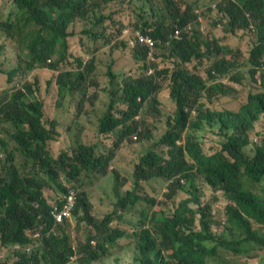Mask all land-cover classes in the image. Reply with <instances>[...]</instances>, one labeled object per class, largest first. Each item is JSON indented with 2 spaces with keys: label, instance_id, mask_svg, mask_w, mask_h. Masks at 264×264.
Returning <instances> with one entry per match:
<instances>
[{
  "label": "trees",
  "instance_id": "trees-1",
  "mask_svg": "<svg viewBox=\"0 0 264 264\" xmlns=\"http://www.w3.org/2000/svg\"><path fill=\"white\" fill-rule=\"evenodd\" d=\"M124 1L0 0V38L20 50L17 56L19 63L7 72L8 86L0 95V126H12L11 140L18 144L15 149L25 156L29 165L27 170L17 168L7 142L0 139V149L6 156L5 162L0 164V248L26 246L31 243L25 235L26 230L38 224L45 228L52 226L49 211L55 204L52 198L56 190L65 191L66 184L83 190L81 175L90 176L94 169L104 173V165H109L120 148L146 143L151 135L148 112L162 114L157 108L160 104L158 95L165 90L174 117L173 124L160 139V145L166 147L167 158L155 153L152 146L148 148L134 166L132 181L136 180L135 189L125 190L124 194L134 196V203H137L141 200L136 195L139 187L137 180L156 176L171 180L167 185L166 199L172 200L181 189L180 178L192 182L195 174H199L208 187L214 192L221 191L226 198L225 218L223 221L212 220L214 225H222L220 233H216V241L209 234L212 227L208 214L210 204L201 202L193 193L192 200L179 199L168 214L154 209L141 213L142 221L137 227L142 228L133 236L135 261L138 264H208L205 259L216 256V247L237 255L242 244L253 235L246 217L264 224V201L254 193L253 188V185L259 188L264 185V132H255L259 142L252 148V158L243 151L250 143L248 134L255 130L259 121L264 120V70L258 80L260 91L250 93L237 112H202L201 99L204 96L210 98L214 93L225 94L230 90L223 84H216L214 88L208 83L226 75L236 67V63L216 56L209 68L205 66L199 70L198 65L219 52L233 53V59L238 62L240 53L223 42L222 34L214 37L209 33L203 39L195 28L190 37L170 41V46L166 48L169 56L162 51L159 46L162 43L158 40L165 42L175 27L182 28L192 23L195 19L193 9H182L175 0H134L141 4L140 12L131 8V0L125 8ZM189 1L200 3L199 0ZM3 6L12 8L4 13L1 11ZM96 9L99 12L91 21L89 14ZM218 11L226 20V26L235 32L250 34L256 41L248 57L253 78L257 68L264 64V0H224ZM88 24L90 27H87ZM99 24L102 25L100 35L106 44L111 49L130 48L129 54L140 69L131 73L122 71L125 79L120 88V100L127 108L114 115V99L110 98L101 113L94 106L98 95V81L93 73L96 58L85 37L97 39L99 35L92 28ZM125 29L131 31L130 35L123 33ZM135 32L154 39L153 63L147 61V47L130 44ZM73 46L81 47L91 59L85 62L81 56H75L71 52ZM161 52L172 66L147 75V63L156 67ZM74 64L78 68L70 70ZM35 69L61 72L52 86L55 95L45 94L41 99L38 88L27 82L29 73ZM144 70L145 75L138 74ZM106 76L112 84L115 76L110 66ZM75 93L80 95L76 99ZM108 94L114 95V92L108 91ZM66 95L71 96L66 107L57 111L56 97ZM186 109L196 110L199 120L218 124L222 140L218 142L214 154L205 155L193 138H187L183 147L175 144L187 125L189 112ZM139 114L143 130L138 133V140L133 142L130 135L137 131L135 118ZM194 125L198 126V123ZM79 128L82 133L91 136L88 140L91 143L69 146L58 155H52L51 148H62L63 142L77 134ZM102 145L108 149L102 150ZM111 173L117 175L116 170ZM191 187L194 188L192 184ZM115 199L114 214H117L123 210L124 203L119 195ZM194 205L197 212L193 209ZM195 214L201 216L199 232L191 230ZM72 215L78 224L85 225L82 236H72L68 221L56 224L54 234L41 242L31 243L29 252H15L12 264H67L73 254L74 241L84 255L81 262L89 264L116 239L126 237L122 231L109 228V216L98 221L89 215L85 192L77 195ZM87 225H91L94 232ZM235 232L240 237L237 241L232 240ZM244 234L246 238H242ZM91 240L96 245H91ZM207 242H216L217 246L209 247ZM164 251L169 254H163ZM252 251L248 244L243 247L245 254L250 255ZM216 264L234 263L220 259Z\"/></svg>",
  "mask_w": 264,
  "mask_h": 264
},
{
  "label": "rangeland",
  "instance_id": "rangeland-1",
  "mask_svg": "<svg viewBox=\"0 0 264 264\" xmlns=\"http://www.w3.org/2000/svg\"><path fill=\"white\" fill-rule=\"evenodd\" d=\"M200 3L197 4L198 10H201V17L203 20L204 27V35L207 36L209 33L214 34V37L222 34L223 42L225 44H229L232 48L235 49L236 52H239L241 55L240 61H238L237 70L241 72L239 76L240 82L233 83L228 80V77H225L223 80L230 85L235 87V91L229 96L217 97L212 103H207V107L210 110H219V111H229L236 112L239 107L246 103L247 97L250 93H256L260 91L259 83L253 81L249 76V67L247 66L246 59L248 57V51L253 44V38L251 35H245L241 32H235L231 29H225L221 24L220 20H218L214 14L206 9V6L210 3L208 0H199ZM129 0L122 2L127 8ZM131 8L138 9L141 12V4L131 0ZM178 4L181 6H186L190 3L189 0H177ZM121 3V2H120ZM12 7L3 6L1 9L2 12L6 13ZM99 10H94L89 14V18L92 21L98 14ZM127 23H125L126 25ZM220 25V26H219ZM101 24L92 28L93 32L98 34V38L94 39L92 37H85V42L89 44L91 50L94 52V56L96 58V70L93 72L98 81V95L96 97L95 108L101 113L104 110V104L108 101L109 96L108 91H113V96H119L120 88L122 87V81L125 79L122 76V71L127 73H131L134 71L139 72V65L137 62L134 63L131 55L129 54L130 48H116L111 49L110 45L106 44L105 40L101 37ZM90 27V24L87 25ZM226 30V31H225ZM129 34H127L128 36ZM161 47V46H160ZM162 51L166 52L162 47ZM20 50L14 46L11 42H6L5 40L0 38V92L5 90V86H8L6 83V75L12 68L16 67L19 63L17 56ZM75 56H81L85 62L91 59V56L87 55L86 51H83L81 47L73 46L71 51ZM167 55V54H166ZM155 60V57H154ZM152 61V63L154 62ZM110 66L111 72L114 74L115 79L111 84L109 82L108 77L106 76L107 67ZM147 66L151 69V74H153L156 70H164L166 68H170L172 63L169 59L160 53V59L157 61V66L149 65ZM205 66H208L207 61H203L198 65V69L202 70ZM78 68L77 64L71 66L70 70H75ZM44 69V68H42ZM60 71H47V70H38L35 69L31 71L28 75L27 82L33 84L32 87L38 88L40 92L41 99L44 98V95L50 94L55 95V91H52V86L55 82V78ZM139 75H145L146 70ZM17 80V79H16ZM15 80V81H16ZM16 85V84H15ZM21 86V85H20ZM16 88V87H15ZM74 96H80L78 93H75ZM58 101L57 111H63L66 107V102L68 98L71 96H65L63 98L56 97ZM160 104L158 105V109L162 111L161 115H149V120L151 124V133L153 134L151 143H154L156 140L160 138L165 130V121L167 116L171 115V108L168 103L167 92L165 90L160 91L158 95ZM166 100V101H165ZM77 103V102H76ZM100 104V105H99ZM102 104V106H101ZM75 114V112L73 113ZM95 117V116H92ZM63 126H65L62 123ZM11 129L12 126L9 124H3L0 126V138L8 143V150L12 153L14 165L21 169L27 170L29 165L26 163L25 156L20 151H15L14 147L18 146L17 143H14L11 140ZM89 129L91 127L89 126ZM141 130H143V126H141ZM209 130H216L202 127L200 131L191 130L193 134L197 136L198 139H201L202 146L205 151L212 152L215 151L218 146V141L220 140L215 133L210 132ZM80 129L77 134L71 137L66 142H63L64 145L61 148L60 146H54L51 148L52 155L59 154L63 150H65L69 146H76L77 144H81L83 142H88L90 139V135H85L81 132ZM256 131L264 132V120L259 121L256 124V128L254 131H251L248 134V140L251 141V144L245 148L246 152L251 155L252 143H258L259 138L255 134ZM91 140L86 144H90ZM107 145V144H106ZM147 143L141 144L136 143L126 148L132 149L133 153L129 154V149L127 151H121L117 154L115 161L111 162L109 166L104 165L105 171L104 173L98 172L97 170H93L90 176L81 175V180L83 182L82 189L89 192V198L93 204V214L97 217L104 216L108 211L112 209V201H114L115 193L114 189V177H117L120 188L128 187L132 189L134 187L133 179L130 178V175L133 173L134 164L138 161L141 154H144L147 151ZM108 146V145H107ZM102 149H106L104 145L100 146ZM50 150V149H49ZM132 158V162L129 164V159ZM116 170L117 175L111 173V171ZM155 183H151L149 185H139V193L138 196L141 197V200L137 203H134V196H127L124 194H120V199L124 203V208L122 211L123 222L120 224L126 230L132 232L137 227V225L142 221L141 213L146 214L151 210L154 211H162L166 214L170 213L173 207L177 204L180 198H189L191 197V186L188 184H184L185 192H180L174 200H167L165 197V189H167V181L163 180H155ZM193 185L195 187V194L212 204L213 210L216 211L218 218L222 210H224V206L226 204V199L222 195V193H213L210 191V188L203 182L200 176H195L192 179ZM147 186V187H146ZM144 190V192H141ZM110 200V201H108ZM198 214L195 215V218ZM71 224V233L73 237L82 236L84 233L85 225L77 222V220L72 217L69 219ZM215 227V228H214ZM212 228V233H219L222 230V226H214ZM132 236V233H129V237ZM4 249V250H3ZM122 250V251H121ZM120 253L118 257L116 255L110 257L109 261L106 262L102 260L98 264H131L135 261L133 257L134 246L131 240H127L125 242V246L122 249L120 248ZM219 256L212 260V263L218 261L220 259H224L230 263L234 264H248L251 258H245L243 256H231L224 249H218ZM163 254L168 255L169 253L164 251ZM1 257L5 258L7 264H11V261L15 260V256L12 254V249L0 248ZM252 255H255L256 258L260 255L259 252L254 251ZM257 260V259H256ZM260 263H264V256L260 257ZM69 264H76L71 261ZM91 264H95L94 262Z\"/></svg>",
  "mask_w": 264,
  "mask_h": 264
},
{
  "label": "clouds",
  "instance_id": "clouds-1",
  "mask_svg": "<svg viewBox=\"0 0 264 264\" xmlns=\"http://www.w3.org/2000/svg\"><path fill=\"white\" fill-rule=\"evenodd\" d=\"M176 3L178 4L177 0H175ZM210 3L206 6V9L208 11H210L212 14L215 15V17L220 20L222 23L224 24H221L225 29H231L229 28L228 26H226V20L222 17V14L219 13L218 11V6L220 4H222L224 2V0H208ZM197 4L198 3H192L190 2L188 5L186 6H181L178 4L179 7H181L182 9L184 8H187V7H190L193 9V13L195 15V19L192 23H188L186 24L184 27L182 28H178V27H175L172 32L168 35V40L165 41V42H161V40H158V42L162 43V45L159 44V46L163 47L165 49V51L167 52V54L169 55L168 51L166 48H168L170 46V41L171 40H177V41H180L183 39V36H187V37H190L191 34L193 33V30L196 28L200 34V36L205 39L206 36L204 35V27L201 25L203 24V20H202V17H201V10H198V7H197ZM220 26V25H219ZM232 30V29H231ZM123 31H127V34L130 35L129 32L131 31H128V30H123ZM136 33V32H135ZM140 33V32H139ZM126 34V35H127ZM145 36H148L150 39H152L153 41V45L152 46H148V45H144V44H140V43H134L133 46H137V45H142L144 47H147L149 49V53H148V62L152 63V61L154 60V56H153V50H154V45H155V41L153 38H151L149 35H146V34H143ZM132 36H134V34H132ZM255 40L253 41V44L252 46L255 44ZM251 46V48H252ZM251 48L249 49V51L251 50ZM249 51H248V57H249ZM232 54H229V53H224V52H219V53H214L210 59H206V61L208 62V68L210 66V63L213 62L214 60V57L216 56H219V58L221 57H225L226 59H230L232 62L236 63V67L234 69H232L231 71H229L226 75L222 76V77H217L214 81L212 82H209L208 85L212 86L215 88L216 84H223L225 85L226 87L230 88V90H227L225 94H221L219 92L217 93H214L210 98L207 97V96H204L202 99H201V103L203 104L202 108H201V111L202 112H206V111H209V112H222V111H219V110H210L206 105L207 103H212V101L217 98V97H224V96H229L230 94H232L234 91H235V87L230 85L229 83L225 82L223 79L225 77H228V80L232 81L233 83H239L240 82V78L239 76L241 75V72L237 70V67H238V63L237 61H235L232 57ZM170 56V55H169ZM248 57L246 59V63H247V66L249 67V76L250 78L253 80V81H256V80H259V75L261 73L262 70H264V64H262L259 68H257V73L255 74V76L252 78L251 77V74H250V71H252V67L249 65L248 63ZM172 59L176 60L175 58L172 57ZM151 69L150 67L148 68L147 70V75H153L151 74ZM212 74L215 75L214 72H212ZM235 77L237 80H235ZM258 82V81H257ZM259 83V82H258ZM5 88H7V86H5ZM0 95H2V92H0ZM112 96H109L108 98V101L104 104V106L108 105L109 104V101H110V98L111 100L114 99L115 101L113 102V107H112V114H118L120 113L121 111H125L127 106L126 104H124L121 100H120V96H113V94H110ZM79 96H74V98H78ZM86 97V96H84ZM167 98H169V95L167 94ZM87 99V97H86ZM247 101V100H246ZM100 105V104H99ZM102 106V104H101ZM240 108V107H239ZM186 112H189V118H188V121H187V125L181 135V139L177 140L175 142L176 145L178 146H181L183 147L184 143H185V140L187 138H193L194 141H196L200 147H201V150L202 152L205 154V155H212L215 153V151H212V152H208V151H205L203 146H202V142H201V139H198L197 136L195 134H193L191 132V130H198L200 131L202 127H207V128H210V129H216V130H209L210 132L212 133H215V135H217L219 137V141L220 142L222 139L221 137L219 136V133H218V124H215V123H207L205 120H199L198 119V116H199V113L196 111V110H190L188 111L187 109L185 110ZM238 111V110H237ZM236 111V112H237ZM148 115H153L151 114L150 112H148ZM159 116V115H158ZM173 116L172 114L167 116L166 118V121H165V130L163 131V134L160 136V138L158 140H156L154 143H151V139H152V136L153 134L151 133V135L149 136L150 139H148L146 141V143L148 144L147 146H145L148 150V148H151V146L153 147V151L159 155H161L162 157L164 158H167V150H166V147H164L163 145H160V139L165 135V133L168 131L169 129V125L173 124ZM135 121L138 123L137 125V131L135 133H133L132 135H130V138L131 140L134 142V141H137L138 140V133L141 130V115L139 114L138 117L135 118ZM195 123H198V126H195L194 124ZM153 124H151L152 126ZM80 130V128H79ZM1 139V138H0ZM2 140V139H1ZM6 142V141H5ZM14 142V141H13ZM259 142V141H258ZM15 143V142H14ZM251 144V141L250 143L245 146L243 148V151L244 153L249 157V158H252L253 157V151L251 153V155H249L245 148H247L249 145ZM254 144H258V143H252V147L251 149L253 148ZM7 147H8V143H7ZM109 147V146H108ZM108 147H106V149H108ZM126 148V147H125ZM125 148H120L119 151H117V154L121 151H127L128 149H125ZM106 149H102V150H106ZM14 150L15 151H18L15 149L14 147ZM147 152V151H146ZM145 152V153H146ZM133 153V150L132 149H129V154H132ZM117 154L115 155V157L113 158V160H111V162H114L115 161V158L117 156ZM143 155V154H141ZM187 157V155H186ZM140 158V157H139ZM129 159V164L132 162V158H128ZM188 159V157H187ZM6 160V156H5V153L4 151H2L0 149V164L4 163ZM110 162V163H111ZM109 163V164H110ZM136 165V163L134 164V166ZM106 166H109V165H106ZM134 172V170H133ZM195 176H200L199 174H195ZM194 176V177H195ZM130 178L133 179V173L130 175ZM194 179V178H193ZM119 179H114V197L116 198V195H119V198H120V194H124L125 193V190H128V191H133L135 189V181H133L134 183V187L132 189L128 188V187H125L123 185V188H120L119 184H121V182L118 181ZM155 180H163V181H167V183L169 184L171 182V180L169 179H165V178H162V177H156V176H153V177H149V178H146V179H138L137 182H138V186L139 185H142V187L144 188L143 185H149L151 183H155L154 181ZM179 183L181 186V189L178 190V193L177 195L180 193V192H185L186 188L184 186V184L186 183L187 185L189 184L191 186V184L193 185V182H190V181H187L186 179H182L180 178L179 179ZM167 184V185H168ZM194 186V185H193ZM147 187V186H146ZM168 188V186H167ZM210 188V187H209ZM253 188L255 189L254 193L258 195V197L260 198L261 201H264V185H262L260 188L257 187L256 185H253ZM139 187H137V192H136V195L137 193H139ZM191 193H193L195 196L199 197L200 198V201L203 202V203H206L208 201L206 200H203L199 194L196 195L195 194V187L192 188L191 187ZM165 197H166V194H168V191L167 189H165ZM210 191L213 192V193H222L221 191H217V192H214L211 188H210ZM81 192H85L87 194V202H88V205H89V215L94 217L95 219H97L98 221H101L103 220L104 218L106 217H110V223H109V228H112V229H118L120 231H122L124 233L123 236H126L125 238L121 237V238H118L116 239L111 246H107L106 247V251L104 253H102L101 255H99V257H97V259L93 260L92 263H99L101 262L102 260H105L106 262L109 261L110 257L116 255L118 257V254L122 251H120V248L122 246V249L123 247L125 246V242L127 240H131L133 242V246H134V249H135V239L133 238L134 236V233L135 232H138L141 230V228H136L134 231L130 232L128 230H126L124 227H122L120 224L124 223L123 222V218H122V211L123 210H120L117 214H114V211H115V200L112 201V209L110 211H108L104 216L102 217H97L95 216L92 212H93V204L91 202V199L89 198V192L85 191V190H81L79 191L78 189H75L73 188V186L69 185V184H66V188H65V191H55L54 195H53V198L52 200H55V204H53V206L51 207L50 211H49V215L50 217L52 218L53 220V224L52 226L48 227V228H45L43 227V225H40L38 224L36 227L32 228V229H28L25 231V235L29 238V240L31 241V243H36V242H41L44 238H48L52 233L54 234V228H55V225L56 224H60L64 221H68L69 222V219L72 217L73 219L76 220L75 217H73L72 215V212L73 210L75 209V205L77 203V195L80 194ZM141 192H144V190H141ZM190 193V194H191ZM125 195V194H124ZM176 195V196H177ZM223 195V193H222ZM132 196V195H131ZM176 196L172 199L174 200L176 198ZM224 196V195H223ZM135 198V197H134ZM181 200H186V199H190L192 200L193 199V196L191 195V197L189 198H180ZM226 199V198H225ZM121 200V199H120ZM110 201V200H108ZM209 203V202H208ZM233 203V202H232ZM210 204V210H209V219H210V225L212 224V227L211 229H209V234L215 238V240L217 241L218 238H217V234L215 233L214 236L212 234V228L216 225H214L212 223V220H218V221H223L224 218H225V206L227 205V202L224 206V210H222L221 214H220V217L218 218V215L216 213V211L213 210V207H212V204ZM234 205V203H233ZM124 208V207H123ZM193 209L195 212L196 211V206L194 205L193 206ZM63 212H67V215L63 216L61 219H57V215L58 214H62ZM196 215V214H195ZM195 215H194V222H193V226L191 227V230L194 231V232H199L200 231V225H199V221H200V218L201 216L198 214L197 217L195 218ZM247 220L249 221L250 223V231L252 232V236L249 237V239L247 241H245L242 246L240 247V250L237 251V255L233 254L232 252H228L231 256H243L245 258H251L249 260V263L248 264H261L260 263V257L261 256H264V224L262 223H259L257 222L254 218L252 217H246ZM70 223V222H69ZM71 226V224H70ZM91 232H94V229L92 228V226L90 225H87ZM222 226V225H221ZM215 228V227H214ZM129 233H132V236L129 237ZM220 233V232H219ZM242 238H246V234H244L242 236ZM240 237L238 235L237 232H235V234L232 236V240L233 241H237L239 240ZM29 243L28 245L26 246H21V245H13L11 247H7V249H12V254L13 256H15V252H18V251H22L24 253H27L29 252L28 251V247L29 245L31 244ZM90 244L91 245H96V242L94 240H91L90 241ZM248 244V247H250L254 252V251H257L260 253V255L258 256V258H256L255 255H252V253L250 255L248 254H245L243 253V247ZM207 246L209 247H216L217 246V243L216 242H207L206 243ZM72 250H73V254H71L68 258V263L69 264L71 261H73L74 263L76 264H84L81 262V260H83L84 258V255L82 253L79 252L78 250V246H77V243L74 241L73 244H72ZM254 246V247H252ZM257 249H256V248ZM218 247H216V256L214 257H210V256H207L205 261L208 263V264H216V262L218 261H215V263H212V260H214L215 258H217L219 256V253H218ZM221 249H224V248H221ZM4 250V249H3ZM226 251V249H224ZM134 254V253H133ZM136 254V252H135ZM134 254V255H135ZM133 255V257H134ZM136 258V257H135ZM134 258V259H135ZM257 259V260H256ZM220 260V258H219ZM222 260V259H221ZM13 261H11V264H12ZM0 264H7L6 263V260L5 258L1 257L0 255ZM91 264V263H89ZM131 264H138L136 263V261L132 262ZM264 264V263H262Z\"/></svg>",
  "mask_w": 264,
  "mask_h": 264
},
{
  "label": "built area",
  "instance_id": "built-area-1",
  "mask_svg": "<svg viewBox=\"0 0 264 264\" xmlns=\"http://www.w3.org/2000/svg\"><path fill=\"white\" fill-rule=\"evenodd\" d=\"M124 34H127V31H123ZM134 40L130 41V44L134 43H140L148 46L153 45L152 39H150L148 36H145L139 32L134 33ZM67 215V212H63L62 214L57 215V219H61L63 216Z\"/></svg>",
  "mask_w": 264,
  "mask_h": 264
}]
</instances>
